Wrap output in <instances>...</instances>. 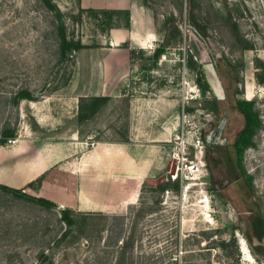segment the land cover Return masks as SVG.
I'll use <instances>...</instances> for the list:
<instances>
[{
  "label": "rangeland",
  "instance_id": "1",
  "mask_svg": "<svg viewBox=\"0 0 264 264\" xmlns=\"http://www.w3.org/2000/svg\"><path fill=\"white\" fill-rule=\"evenodd\" d=\"M124 22L121 12L70 0H0V146L31 135L33 113L40 121V109H54L64 133L72 114L79 119L86 146L89 135L164 133L158 144L165 160L125 212L42 203L40 178L20 186L24 194L0 187V264H264V0H187L175 16L156 21L153 44H133L130 76L127 65L116 63L122 72L114 90L98 96L105 98L94 99L82 84L77 95L67 89L73 70L81 80L85 57L103 54L102 43ZM238 99L250 101L257 118L239 158L249 193L213 196L204 179L203 139L225 115L221 135L234 159L245 123Z\"/></svg>",
  "mask_w": 264,
  "mask_h": 264
},
{
  "label": "crops",
  "instance_id": "2",
  "mask_svg": "<svg viewBox=\"0 0 264 264\" xmlns=\"http://www.w3.org/2000/svg\"><path fill=\"white\" fill-rule=\"evenodd\" d=\"M70 1L85 9L129 12V24L124 22L112 29L109 41L102 43L104 53L85 57L86 75L80 80L75 69L65 84L76 95L82 84L89 95L98 97L114 90L122 72L116 63L127 65L132 60L133 44H153L158 28L156 21L164 22L167 16H175L187 0ZM125 44L127 47L119 55L113 54V50ZM125 67L124 76H130L128 65ZM44 110H39L43 121H38L33 113L34 125L26 129L31 135L21 136L26 139L24 143L19 138L12 147L0 146V168L6 167L0 171V184L19 189L40 178L41 197L54 204L76 211L125 212L145 180L157 176L165 167L163 150L158 144L164 133L146 134L145 130L134 129L131 136L124 138H110L103 133L89 135L86 146L80 141L78 118L74 119L72 114L71 130L64 133L58 128L55 110ZM96 110L89 116H95ZM77 111L78 107L76 114ZM74 120L76 128H73ZM37 133L41 136H36ZM12 157L27 160L25 164H10Z\"/></svg>",
  "mask_w": 264,
  "mask_h": 264
},
{
  "label": "flooded vegetation",
  "instance_id": "3",
  "mask_svg": "<svg viewBox=\"0 0 264 264\" xmlns=\"http://www.w3.org/2000/svg\"><path fill=\"white\" fill-rule=\"evenodd\" d=\"M220 122L203 139L205 150H203L202 161L206 166L205 182L211 188L210 191H213V196L222 195L226 197V190L230 194L247 195L249 193V185L240 164L238 151H235L236 154L233 159L228 149L229 141L221 135L223 126L219 127ZM219 144L224 150L216 152L215 149ZM228 199H232V197H228Z\"/></svg>",
  "mask_w": 264,
  "mask_h": 264
},
{
  "label": "trees",
  "instance_id": "4",
  "mask_svg": "<svg viewBox=\"0 0 264 264\" xmlns=\"http://www.w3.org/2000/svg\"><path fill=\"white\" fill-rule=\"evenodd\" d=\"M121 13L124 14L125 16V24H129V12L128 11H121ZM174 32L177 36H180V31L179 29L175 26L174 27ZM64 47L66 48H70V44L68 43H64ZM160 51L157 50L156 51V55H158ZM191 66L195 65V63L193 61H191L190 63ZM199 70H197V74H199ZM201 75V73H200ZM201 77L198 76L197 77V81L199 82V86L201 87V90L204 92L207 88L206 86L202 85V83L200 82V79ZM26 96V95H24ZM103 98L105 97H94V99H97V100H102ZM237 105H240L239 106V110L243 113V115L245 116V123L243 125V127L239 130L236 138H235V141H234V147L237 149L238 151V154H239V158L241 157V152H242V149L244 147V145H246L248 142H249V138H250V134L252 133L253 131V128L254 126L257 124V118H256V115L251 111V108H250V105H252V103L248 100H244V99H238L237 100ZM97 107H99V105H96V107L93 108L91 114L97 109ZM31 183H28L26 186H29ZM0 187L4 190H8V191H11L13 192L14 194H24L25 192L23 191L24 188H12V187H9V186H6V185H3V184H0ZM40 202L42 203H46L48 205H51L54 203L50 202L49 200L45 199V198H39L38 199ZM65 220L67 222H70V219H68L67 216H64Z\"/></svg>",
  "mask_w": 264,
  "mask_h": 264
},
{
  "label": "built area",
  "instance_id": "5",
  "mask_svg": "<svg viewBox=\"0 0 264 264\" xmlns=\"http://www.w3.org/2000/svg\"><path fill=\"white\" fill-rule=\"evenodd\" d=\"M185 26H186L187 28H189V29L191 28V27H190V24H185ZM184 148H185V145L182 143V149L179 151V154L181 153V158H182V160L185 158V155H186V153H185V151H184ZM179 154H177V153H173V156L176 157L177 159H179ZM185 161H186V159H184L182 163L185 164V163H186ZM185 165H186V164H185ZM178 170H179V169H177V171L171 175L172 179H177V177H178Z\"/></svg>",
  "mask_w": 264,
  "mask_h": 264
},
{
  "label": "bare ground",
  "instance_id": "6",
  "mask_svg": "<svg viewBox=\"0 0 264 264\" xmlns=\"http://www.w3.org/2000/svg\"><path fill=\"white\" fill-rule=\"evenodd\" d=\"M185 189H186V188H185ZM240 245H241L242 251H243L247 256H249V259H251V258H250V253H249V251H248V248H247V246H246L244 240H242V241L240 242Z\"/></svg>",
  "mask_w": 264,
  "mask_h": 264
},
{
  "label": "water",
  "instance_id": "7",
  "mask_svg": "<svg viewBox=\"0 0 264 264\" xmlns=\"http://www.w3.org/2000/svg\"><path fill=\"white\" fill-rule=\"evenodd\" d=\"M190 27H191V25H190ZM191 28H192V27H191ZM225 120H226V116L224 115V116L222 117V119H221V122H220L219 127H222V126H223Z\"/></svg>",
  "mask_w": 264,
  "mask_h": 264
}]
</instances>
